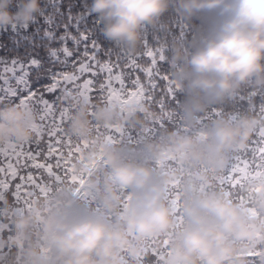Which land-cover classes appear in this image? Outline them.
I'll return each mask as SVG.
<instances>
[{
	"label": "clouds",
	"instance_id": "obj_1",
	"mask_svg": "<svg viewBox=\"0 0 264 264\" xmlns=\"http://www.w3.org/2000/svg\"><path fill=\"white\" fill-rule=\"evenodd\" d=\"M173 9L190 30L161 56L179 113L135 89L97 101L66 90L59 137L73 152L41 174L43 192L0 185V264H264V148L234 173L264 131V0H92L88 14L135 62L145 29H167ZM43 13L42 0H0V31ZM245 92L248 111L225 110ZM44 119L30 102L0 101V150L44 141Z\"/></svg>",
	"mask_w": 264,
	"mask_h": 264
},
{
	"label": "trees",
	"instance_id": "obj_2",
	"mask_svg": "<svg viewBox=\"0 0 264 264\" xmlns=\"http://www.w3.org/2000/svg\"><path fill=\"white\" fill-rule=\"evenodd\" d=\"M91 3L92 0H42L44 13L39 15L37 22L27 30L13 31L9 28L0 31V75L3 74V80L13 77L12 88L15 90L12 96L3 90V95L6 96L3 102L32 103L37 109L47 112L48 127L52 131L53 122H63L66 117V106L61 108V100L65 91L72 85H66L69 80L80 86L78 90L73 87V92L84 91L85 85L91 82L88 94L97 101L108 95L102 97L109 91L108 88L105 91L102 89L104 82L106 81L109 87L110 81L119 77L124 85L123 89H142L145 101L153 103L157 110L174 109L179 113V105L184 100V95L176 93L173 96L168 92L164 77L169 71V64L161 59V56L170 55L166 45L170 44L174 37L183 32L188 33L190 38V30L185 27L179 14L174 9L165 14L163 24L167 25V29L146 28V47L142 48L145 54L135 62H130L114 43L104 38L101 32L103 25L97 23V16L88 14ZM11 10H18L15 4ZM194 23L200 24L201 21L196 20ZM148 50L153 52L152 56L146 54ZM79 74L82 79H79ZM17 78L26 83H17ZM63 82L67 87L65 91L61 89ZM261 104H264V99L258 98L257 108ZM224 108L233 113L248 111L247 92L242 93L238 101L224 105ZM177 120L178 117L162 123L173 128ZM154 127L159 128L160 124ZM130 135L136 140L139 133L132 131ZM47 140L49 141V138ZM48 141H42L35 152L45 153ZM256 149L257 145L254 144L253 149L242 161L254 158ZM29 150L31 151V148ZM8 160L9 158L3 160L4 167L7 166ZM11 162L17 168L16 179L12 180L13 187L23 182L20 177L26 178L29 171L39 175V171L30 169L28 163L21 168L16 166V162ZM10 175L9 172L8 176ZM29 187L26 181L23 182L22 195Z\"/></svg>",
	"mask_w": 264,
	"mask_h": 264
},
{
	"label": "snow or ice",
	"instance_id": "obj_3",
	"mask_svg": "<svg viewBox=\"0 0 264 264\" xmlns=\"http://www.w3.org/2000/svg\"><path fill=\"white\" fill-rule=\"evenodd\" d=\"M90 83L91 82L85 85L86 89L89 88ZM123 88L124 85L122 82H120L119 77H116L115 81H110L109 83V93L113 97H117L118 96L117 90ZM142 91H143L142 89L136 90L132 92L131 95L133 98H136L142 95ZM60 124H62V121L53 122L54 130L51 133H49L48 148L45 153H38V152L33 153L29 149L25 150V149H18L15 147L9 148L7 150H0V156H6L9 158L6 167L0 166V174H3V176H0V185H4L5 187L7 186L6 184H4V181L5 178L9 177L8 176L9 172L11 173L10 178L12 180L16 179L17 169L13 166V163L11 161L14 159L18 166L23 167L24 165L20 164V160L23 158L28 162V167L30 169H36L39 171V175H36L32 171H29L26 178L24 176L20 177L21 181H26L30 185L29 189L36 188L39 189L41 192L44 191V188L40 184L41 174L47 173L48 175H54L53 172L54 169H59L61 166L67 165L68 163L67 160L64 159V154L65 153L70 154L73 152V147L71 145V142L70 141L64 142L59 137ZM259 137H260L259 145L261 147L257 148L256 149L257 151H261V149L264 148V131H261L259 133ZM38 161H43V162H38ZM247 166H248L247 161H242L238 163V165L234 169V173L243 172L245 168H247ZM56 179L57 180L60 179L59 175H56ZM236 182L239 181L237 180ZM29 189L26 191L25 194H23V196L31 195ZM15 191L19 198L22 195V191H23L21 183L15 184Z\"/></svg>",
	"mask_w": 264,
	"mask_h": 264
},
{
	"label": "rangeland",
	"instance_id": "obj_4",
	"mask_svg": "<svg viewBox=\"0 0 264 264\" xmlns=\"http://www.w3.org/2000/svg\"><path fill=\"white\" fill-rule=\"evenodd\" d=\"M17 75H18V72H17ZM78 77H79V79H82V78H83L81 74H79ZM107 79H108V78H107ZM107 79H106V80H107ZM12 80H14L13 77H11V78H7V79H4V80H3V74L0 75V101H3V98L6 97L5 95H3V90H4V92L6 91V93H8L9 96L14 95L15 90H13V88H12ZM103 80L105 81V78H103ZM100 81H102V80H99V82H100ZM16 82H17V83H22V82H23L24 84L26 83V81H24L23 79L18 80V78H17ZM14 83H15V82H13V84H14ZM95 83H96V82H95ZM68 84H72L69 90H75V89H72L73 87L76 88V89L78 90V88L80 87V86H79L76 82H74L73 80H72V81L69 80V81L67 82L66 85H68ZM104 87H105V88H104ZM104 87L102 88L104 91L106 90V88L109 89L108 85L106 84V81L104 82ZM89 88H91V85H89ZM61 89H62L63 91H65V90L67 89V87L65 86V83H64V82L62 83V87H61ZM84 89L86 90L87 93H89L90 89L88 90V88L86 89L85 87H84ZM77 90H76V91H77ZM108 93H109V91H106L105 94L102 95V97H105ZM37 110L41 113L42 117L45 118V119H44V128H45V131H44L45 140H44V141H48L47 138H49V137H48V136H49V133H51V132L54 130V127H53V130L50 131V130H49V127H48L49 117H48L47 112H45V111H41L40 109H37ZM46 127H47V128H46ZM40 145H41V143H39V144H32V145L29 146L28 149L31 148V151H32L33 153H35V150H36ZM7 158H8V157H6V156H0V162H2V163H0V166H3V160H6ZM12 161L15 162L14 159H13ZM27 163H28V162H27L25 159H23V158L20 160V164H22V165H26ZM16 166H17V164H16ZM21 168H22V167H21ZM16 169H17V168H16ZM0 176H3V174H0ZM23 182H25V181H23ZM23 182H21V184H23Z\"/></svg>",
	"mask_w": 264,
	"mask_h": 264
}]
</instances>
